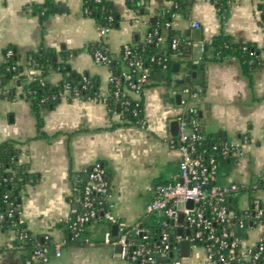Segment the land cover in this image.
Wrapping results in <instances>:
<instances>
[{
    "label": "crops",
    "instance_id": "obj_1",
    "mask_svg": "<svg viewBox=\"0 0 264 264\" xmlns=\"http://www.w3.org/2000/svg\"><path fill=\"white\" fill-rule=\"evenodd\" d=\"M46 0H0V52L14 45L25 71L27 54L40 47L57 52L66 50L68 62L79 73L100 78L103 95L109 92L110 69L98 63L87 47L102 41L112 57H119L125 44L143 40L149 20L174 0H139L141 11L129 7L127 0H111L121 20L102 38L95 18L84 12L83 0H52L44 20L35 9ZM264 0H227L220 12L212 0H193L190 11L176 13L171 26L184 41L181 49L171 51L163 36L158 53L171 54L175 60L168 69L153 68L143 99V122L126 124L121 113L111 112L98 99L63 95L55 107L42 106V131L37 136L36 116L21 88L13 97H2L0 88V142L14 139L20 149V162L37 173L36 183H27L18 194L19 221L47 250L50 264H132L120 257L119 245L104 242L105 233L115 225L104 222L88 224L84 244L68 242L69 219L78 206L87 170L96 162L104 165L110 187L113 214L128 226L144 225L151 229L163 219L161 214L146 213V205L155 197L158 184L179 180L180 151L176 141L180 120L186 107L181 100L185 89L201 87L189 104L198 111V131L220 140L241 143L243 154L219 157L216 183H236L234 195L238 210H247L252 199L264 203ZM197 23L198 27L194 24ZM225 34L238 43H255L260 49L258 65L251 76L244 74L235 56L211 59L202 49L214 36ZM179 65L178 67L176 66ZM190 64V67H189ZM63 78L60 71H50L46 83L56 85ZM179 121L178 134L171 123ZM263 183V186L260 185ZM264 226L237 231L244 245L255 243ZM82 240V239H81ZM57 244L61 254L57 255ZM194 260H191L193 259ZM204 252H197L186 264H203ZM191 260V261H189ZM0 264H36L32 250L13 228L0 224ZM134 264V263H133Z\"/></svg>",
    "mask_w": 264,
    "mask_h": 264
},
{
    "label": "built area",
    "instance_id": "obj_2",
    "mask_svg": "<svg viewBox=\"0 0 264 264\" xmlns=\"http://www.w3.org/2000/svg\"><path fill=\"white\" fill-rule=\"evenodd\" d=\"M194 25L198 27L197 23ZM111 28L110 25L98 27L100 38ZM156 33L155 29L154 33H148L147 38L151 40ZM157 40L159 43L163 36H159ZM177 46V39H173L171 48L177 49ZM202 49L205 50V47ZM10 53L11 51L8 52ZM131 54V45L125 44L124 56L128 58ZM93 57L96 62L107 66L112 58L101 49H96ZM150 60L161 68L168 67V57L164 54L152 56ZM129 66L132 69L123 71L120 75H115L110 70L108 81L114 86V97L117 100L122 99L120 105H123L124 110L129 111V107L133 105L132 113L137 115L152 68L145 66L139 59H129ZM38 72L39 70H33L31 75ZM201 91V87L192 91L185 89L188 96L181 100L186 107L185 114L196 112L189 102ZM66 92H69L68 86ZM101 95L105 102L109 92L107 95L101 92ZM124 95H127V98H123ZM197 125L196 118L192 117L191 121H188L182 116L181 131L176 141L181 154L179 180L158 184L154 199L146 205L148 215L157 213L163 217L160 222L163 230L158 240L151 241L147 229L140 225L128 226L113 214L114 204L110 201L109 179L104 165L100 162L94 163L87 170L78 206L69 219L68 226L72 236L83 239L82 235L88 224L107 221L117 226V235L114 236L110 229L107 230L104 242L119 245L120 257L134 264H186L194 254L193 247L203 250V264H264V231L257 241L250 245H244L237 233L240 229L264 226V203L259 197H254L247 210L236 211L231 208L227 199L231 195H237L240 186L236 183L227 186L216 183L219 172L218 158L214 152L205 155L199 150L198 141L201 135ZM247 141V137H244L241 143L225 142L220 148L213 146V151H217L219 157L238 156L243 154L242 144ZM7 196L6 194L5 198ZM190 201L192 206L188 204ZM180 214H183L182 223L177 221ZM169 226L176 229L175 237L166 230ZM179 227H182V234L178 232ZM27 231L23 228L18 233L21 240L25 241L28 237ZM182 240H188L190 243L188 255L182 254ZM60 250L61 244H57V255L61 254ZM32 252L36 264H50L48 252L44 247H37Z\"/></svg>",
    "mask_w": 264,
    "mask_h": 264
},
{
    "label": "trees",
    "instance_id": "obj_3",
    "mask_svg": "<svg viewBox=\"0 0 264 264\" xmlns=\"http://www.w3.org/2000/svg\"><path fill=\"white\" fill-rule=\"evenodd\" d=\"M193 0H174V4L169 8H164L156 13L149 20V31L143 40H134L131 45L132 54L126 58L124 56V46L119 57H112L109 51L105 48L102 41L91 43L87 50L93 55L96 49L106 51L110 55L111 61L108 64L109 69L115 75H120L123 71H128L132 68L129 66V59H139L145 66L153 68H161L157 63L151 62V57H158L156 51L159 36H164L170 44L173 39H177L178 46L176 50L182 48L184 41L177 37V31L171 26L173 17L176 13L188 14ZM220 12H223L227 6V0H212ZM129 7L135 9L138 13L141 11L139 0H127ZM52 5V0H46L44 5L37 6L35 11L41 20H44L48 14L49 7ZM84 12L95 18L97 26L110 25L116 27L121 17L115 10L111 0H83ZM261 19L264 21V5H261ZM169 24V26H167ZM157 33L152 39L147 38L148 33ZM205 53H211V59L221 60L227 56H235L241 63L244 74L251 76L252 71L258 65L261 49L252 42L238 43L225 34H219L213 37L211 42L204 43ZM11 51L10 54L8 52ZM171 51H175L172 50ZM165 55V54H164ZM168 57V71L171 73L175 60L171 59V54H166ZM70 54L66 50L59 52L45 47H40L37 50L30 51L27 54V66L33 70H39L36 75H31L25 71L24 65L20 60V54L14 45H8L0 52V88L2 89V97H13V92L18 87L21 88V96L28 100L32 110L36 116L37 136H45L42 131L43 118L41 116V107H55L66 92L68 86V97L78 96L82 99H98L103 101L100 89V78L97 75H91L88 72L79 73L74 71L68 59ZM190 67V64H189ZM53 70L60 71L63 78L56 85L46 83L44 77ZM86 79V80H85ZM113 85L109 84V95L105 98V103L111 112L121 113L126 124L136 125L143 122V99L140 100L137 115L132 113V107L129 111H125L123 105H120L122 99L117 100L112 91ZM192 91V89H190ZM129 96V95H128ZM127 98V95L122 96ZM194 117L199 119L198 111L188 113L184 118L191 121ZM201 135L198 141L200 151L208 155L214 152L219 159L218 152L213 151V146L219 148L226 142L212 135ZM20 149L17 146V141L14 139H6L0 142V224L3 229L13 228L18 233L26 228L19 221V201L16 190H20L27 183H36L38 181L37 173L29 171L27 165L20 162ZM260 185L263 186V183ZM8 195L5 198V195ZM227 203L232 209L238 211L237 200L233 195L229 196ZM144 228V225H140ZM69 227V226H68ZM69 229V228H68ZM146 229V228H145ZM150 240L156 241L159 239L163 227L159 224L147 229ZM167 231L175 237L176 229L167 227ZM70 231V229H69ZM28 237L25 239L26 246L34 251L37 247H43L42 243L31 237L27 231ZM174 240V239H173ZM68 242L80 245L84 244V239L74 238L73 236ZM179 245V244H178Z\"/></svg>",
    "mask_w": 264,
    "mask_h": 264
},
{
    "label": "water",
    "instance_id": "obj_4",
    "mask_svg": "<svg viewBox=\"0 0 264 264\" xmlns=\"http://www.w3.org/2000/svg\"><path fill=\"white\" fill-rule=\"evenodd\" d=\"M176 66L178 67L179 65L176 64ZM171 129H172L173 134H175V135L178 134V129H179V121L178 120L172 121ZM188 204H189V206H192V201H190ZM177 221H178V223H182L183 222V214L179 215ZM113 230L116 233V231H117V226L116 225L113 227ZM178 232L180 234H182V232H183L182 227L178 228ZM180 244H181L182 254L183 255H188L190 253V243H189V241L188 240H182ZM120 250H121V247L119 246V251Z\"/></svg>",
    "mask_w": 264,
    "mask_h": 264
},
{
    "label": "rangeland",
    "instance_id": "obj_5",
    "mask_svg": "<svg viewBox=\"0 0 264 264\" xmlns=\"http://www.w3.org/2000/svg\"><path fill=\"white\" fill-rule=\"evenodd\" d=\"M198 249H199V248H198ZM198 249H197L196 247H193V248H192L193 252H196ZM194 257H195V256H193V259H191V260H194ZM195 258H196V257H195ZM191 260H189V261H191ZM124 262H125V263H132V262L127 261V260H124ZM132 264H133V263H132Z\"/></svg>",
    "mask_w": 264,
    "mask_h": 264
}]
</instances>
